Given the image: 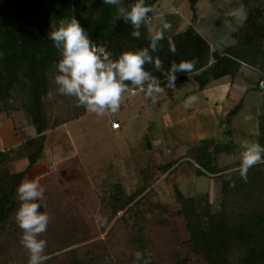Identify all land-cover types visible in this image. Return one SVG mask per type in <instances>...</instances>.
Segmentation results:
<instances>
[{"label":"trees","instance_id":"1","mask_svg":"<svg viewBox=\"0 0 264 264\" xmlns=\"http://www.w3.org/2000/svg\"><path fill=\"white\" fill-rule=\"evenodd\" d=\"M160 1L144 0L152 11L140 28V37L134 38L130 35L133 30L130 24L118 18L116 7L104 5L102 0H0V114L22 112L40 135V144L27 153V169L42 154L43 134L69 121L58 120L55 113L52 116L51 103L60 95L53 79L60 56L47 38L50 24L74 17L90 41L111 53L110 58L115 60L122 52L147 47L151 35L148 25L158 14ZM134 2L121 0L125 8ZM197 2L188 0L193 14ZM240 4L244 19L234 33L235 43L223 52L212 51L209 42L191 24L183 31L164 34L159 42L162 47L156 53L162 67L167 69L170 63L195 61L191 72L175 73V86L191 77L201 90L225 76L234 77L245 65L256 71L257 88L264 89V0H241ZM169 41L175 47L174 53L169 51ZM144 67L160 79L163 87L165 80L160 73L151 65ZM239 106L240 103L227 114V122ZM70 110L71 105H67L60 112L68 114ZM62 113L58 116L62 117ZM84 113L83 106L81 111L73 112L75 118ZM232 150L229 142L205 139L187 151L193 174L214 176L217 185L214 197L209 198L208 192L184 195L173 184L178 215L186 234L183 242L186 251L182 257H174L171 264H264V208L259 200L260 189L264 188V163L259 164L260 169L258 165L250 167L247 180H241L237 171L227 172L214 165L216 155L230 156ZM170 167L171 164H166L165 170ZM25 173H9L0 161V228L15 218L21 203L15 189ZM139 194L140 191L126 194L119 183H114L103 205L112 215L122 210L132 215ZM131 203L134 205L130 206ZM136 231L131 237L134 252L150 253L152 244L147 238L146 226L137 225ZM152 259L151 256L153 263ZM69 263L91 264V259L75 258Z\"/></svg>","mask_w":264,"mask_h":264},{"label":"rangeland","instance_id":"2","mask_svg":"<svg viewBox=\"0 0 264 264\" xmlns=\"http://www.w3.org/2000/svg\"><path fill=\"white\" fill-rule=\"evenodd\" d=\"M240 3L241 0H198L193 14L188 0H161L158 14L148 25L149 33L160 27L162 19L171 24L164 34L183 31L191 24L209 42L212 51L223 52L235 43L234 33L244 19ZM257 76L254 69L243 66L236 78L243 88L253 91ZM230 79L226 77L223 82ZM196 87L188 77L184 84L161 94L156 103L145 100L142 92L126 93L116 113L98 117L89 112L74 120L73 112L82 109L75 106V98L59 95L58 100L52 101V116L71 121L56 135H47L45 141V146H56L50 170L42 173L43 208L37 209L49 216L46 231L38 237L46 241L44 251L49 259L45 264H70L75 258L91 259V264H132L135 246L131 237L137 232V225L147 228L152 264H171L174 257L183 256L186 234L173 184L184 195L208 192L209 198H213L217 180L214 176L197 178L185 165L165 170L167 163L180 158L182 149L165 146L167 131L162 117ZM67 105H71L70 113L60 112ZM60 113L62 117L58 116ZM113 118L119 121L121 129L112 133L109 125ZM261 124L259 137L234 142L219 136L218 140L229 142L234 151L230 156L216 155L214 165L227 172L237 169L243 140L264 146V117ZM114 183H119L126 194L140 191L134 214L122 210L112 215L103 205ZM260 192L264 208V188ZM21 231L15 218L0 228V264H27L28 253L20 243Z\"/></svg>","mask_w":264,"mask_h":264},{"label":"clouds","instance_id":"3","mask_svg":"<svg viewBox=\"0 0 264 264\" xmlns=\"http://www.w3.org/2000/svg\"><path fill=\"white\" fill-rule=\"evenodd\" d=\"M102 4L116 7L117 16L133 29L130 35L139 38L140 28L148 20L152 11L144 0H135L127 8L121 0H102ZM171 24L161 20L160 27L149 36L147 47L135 51L122 52L115 60L111 53L103 47L93 44L87 32L78 21L71 17L61 18L50 24L47 38L57 50L60 59L56 61L57 74L53 77L58 94L75 98V106H83L87 112L101 117L107 113H116L121 106L122 97L126 93L139 90L144 99L156 103L161 94L175 87V73L193 70L195 61L170 63L167 69L156 53L160 41ZM169 51L175 52V47L169 41ZM145 65H151L164 78V86ZM127 82V83H126ZM195 95L184 100V106L190 107L197 101ZM239 165L235 171L241 180H247L250 167L264 163V146L256 141L243 140L240 144ZM17 199L21 202L15 211L17 227L21 229L20 243L28 253L27 264H45L49 256L45 254L46 241L38 237L46 231L49 216L40 203L44 190L35 179L22 180L15 189ZM102 221V218L97 217ZM133 264H152L151 253L136 251L133 254Z\"/></svg>","mask_w":264,"mask_h":264},{"label":"crops","instance_id":"4","mask_svg":"<svg viewBox=\"0 0 264 264\" xmlns=\"http://www.w3.org/2000/svg\"><path fill=\"white\" fill-rule=\"evenodd\" d=\"M243 66L245 65L241 67L243 68ZM241 67L240 69H242ZM240 69L234 77H230V82H223L226 77H229L225 76L209 83L201 90L196 87V90L186 93L175 106H170L164 112L165 116L162 119L165 121V129L167 131L165 146L168 148L171 145L174 147L173 149H182L180 158L174 162L167 163L171 164L169 171L176 170L179 165H185L190 172L192 169L190 163L192 161L186 157V153L202 140L213 139L221 142L218 140L220 136L236 142L244 138L259 137L263 128L261 119L264 117V89L256 86L254 88L255 92L254 90L252 91V88L249 89L250 87L243 88L236 78ZM192 95L198 97L197 101L190 107H185L184 100ZM238 103H240V106L236 113L230 116L227 122V114ZM88 114L89 112L85 110V113L80 118L86 117ZM70 121L61 124L53 131L49 130L43 134L42 154L37 162L27 169L29 165L27 153L30 150H35L40 144V135L35 133L34 128L28 123L22 112L14 111L10 115L0 114L1 164L12 174L26 171L22 180L35 179L42 186L45 178L42 173L50 170L49 166L52 163L56 147L52 145L45 146L47 135L51 136V133L56 135L59 130L67 128V123ZM113 121L119 123L116 118H113L110 123ZM109 128L112 133L118 132L121 129V125L119 124L117 130L111 129L110 125ZM145 143L148 145L147 141ZM40 160L41 163L39 162ZM176 164L178 165L176 166ZM190 173L194 175L193 172ZM195 177L208 179L206 176Z\"/></svg>","mask_w":264,"mask_h":264},{"label":"built area","instance_id":"5","mask_svg":"<svg viewBox=\"0 0 264 264\" xmlns=\"http://www.w3.org/2000/svg\"><path fill=\"white\" fill-rule=\"evenodd\" d=\"M138 92L141 93V91L136 90L134 93H128V94H129V95H134V94H136V93H138ZM110 127H111V129H113V130H117V129L119 128V123L116 122V121H113V122L110 123Z\"/></svg>","mask_w":264,"mask_h":264}]
</instances>
